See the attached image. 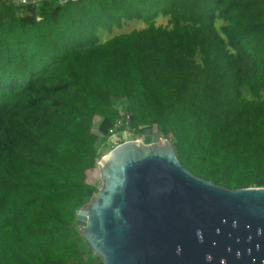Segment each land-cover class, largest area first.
<instances>
[{
  "label": "trees",
  "instance_id": "trees-1",
  "mask_svg": "<svg viewBox=\"0 0 264 264\" xmlns=\"http://www.w3.org/2000/svg\"><path fill=\"white\" fill-rule=\"evenodd\" d=\"M17 1L0 0V264H103L77 214L125 112L198 177L264 187V0Z\"/></svg>",
  "mask_w": 264,
  "mask_h": 264
},
{
  "label": "water",
  "instance_id": "water-1",
  "mask_svg": "<svg viewBox=\"0 0 264 264\" xmlns=\"http://www.w3.org/2000/svg\"><path fill=\"white\" fill-rule=\"evenodd\" d=\"M97 166L102 187L76 222L103 264H264V187L198 177L158 125Z\"/></svg>",
  "mask_w": 264,
  "mask_h": 264
},
{
  "label": "rangeland",
  "instance_id": "rangeland-1",
  "mask_svg": "<svg viewBox=\"0 0 264 264\" xmlns=\"http://www.w3.org/2000/svg\"><path fill=\"white\" fill-rule=\"evenodd\" d=\"M16 2V0H13ZM20 1L18 0L17 3H19ZM167 23V19H159L158 20V24H162L165 25ZM222 24V22H218V26L220 27V25ZM145 28V24L142 22H138V21H132L129 22L122 30H118L115 31V34H120V33H127L130 32L132 30H140ZM103 35H107V33H104ZM111 36L108 37H104L109 38ZM140 137V135H137L135 133H133L130 130H127L125 133L123 134H115L109 137V139L105 142H103L100 147H99V154H100V159L104 156H106L115 146L119 145L122 141H130V140H136ZM99 159V160H100Z\"/></svg>",
  "mask_w": 264,
  "mask_h": 264
},
{
  "label": "built area",
  "instance_id": "built-area-1",
  "mask_svg": "<svg viewBox=\"0 0 264 264\" xmlns=\"http://www.w3.org/2000/svg\"><path fill=\"white\" fill-rule=\"evenodd\" d=\"M130 122H131V115L129 113L125 112L123 114V118L120 119L117 123V128L125 127L126 128L125 131H123L122 133H118L117 131L116 132L113 131L110 136L115 135V134L125 133L127 130H129Z\"/></svg>",
  "mask_w": 264,
  "mask_h": 264
}]
</instances>
